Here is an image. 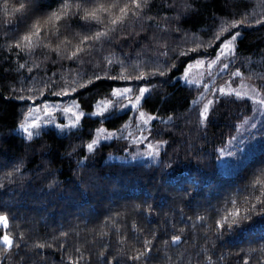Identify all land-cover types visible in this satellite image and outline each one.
I'll return each instance as SVG.
<instances>
[{
	"label": "snow or ice",
	"instance_id": "1",
	"mask_svg": "<svg viewBox=\"0 0 264 264\" xmlns=\"http://www.w3.org/2000/svg\"><path fill=\"white\" fill-rule=\"evenodd\" d=\"M196 3L198 0H0V68L15 62L11 85L0 87L25 108L11 132L19 131L23 140L31 142L44 128L82 131L86 118H97L99 126L87 133L88 142L74 146L73 152L82 149L87 160L103 142L123 141L125 152L135 150L133 158L150 157L170 175L172 160L161 159L168 141L155 139L160 131L154 123L167 124L172 117L161 118L159 105L152 102L153 93L173 82L195 86L197 95L189 103L197 111L198 125L205 129L218 106L236 105L238 119L251 129L247 142L230 150L237 140L231 136L228 147L215 151L221 158L240 160L244 175L237 172L238 182L222 197L208 196L206 207L198 205L204 214L196 215L195 222L203 229L205 242L212 239V247L197 251L199 245H195L189 260L220 264L226 255L221 253L213 261L216 241L226 243L225 237L239 236L247 246L230 254V264H264V226L252 228L258 220L264 221V159L256 166L244 163V154H251L249 143L260 145L264 155V75L255 80L250 75L251 82L245 83L237 65L245 34L264 29V0H258L251 11L246 0H214L219 15L211 16L204 33L190 35L182 25L200 15L193 7ZM125 48L134 49L135 55ZM46 65L58 66L57 71L49 76L46 69L41 74L39 70ZM194 68L197 78L190 79ZM101 88L106 91L90 105L91 111H84L79 97ZM257 113L260 120L254 123ZM109 122L112 129L105 126ZM235 127L239 131L240 125ZM22 167L23 161L0 159V180L6 182L0 183V188L22 180ZM186 195L191 198V193ZM161 210L160 205L147 201L109 209L99 230H90L100 248L96 253L92 247L70 242L73 236L79 237V229L71 224H61L42 235L23 230L17 233L18 226L13 223L17 217L0 203V264H44L36 258L46 256V250L61 253L59 264H92L93 256L96 264H150L160 258L155 241L168 233L169 220H163L162 233L153 229L146 232L138 220L150 225ZM179 223H188L182 214ZM170 239L172 245L182 242L180 235L173 234Z\"/></svg>",
	"mask_w": 264,
	"mask_h": 264
},
{
	"label": "trees",
	"instance_id": "2",
	"mask_svg": "<svg viewBox=\"0 0 264 264\" xmlns=\"http://www.w3.org/2000/svg\"><path fill=\"white\" fill-rule=\"evenodd\" d=\"M246 2L251 11L258 0ZM193 7L199 9L200 15L182 26L189 30L190 35H201L207 24L211 23V16L219 15V5L214 0H198ZM0 43H3L2 38ZM125 51L135 55L134 49L125 48ZM237 65L241 67L246 80H249L250 75L253 80L257 75H264V29L245 34L238 48ZM57 67L46 65L39 71L43 74L47 69L50 76L57 71ZM14 68V61L11 66L4 64L0 68V84L11 85L15 75L12 71ZM35 72L36 70L33 74ZM24 73L30 75L26 70ZM104 91V88L92 89L81 95L79 100L83 110L91 111L90 105ZM196 95L195 86L185 83L177 86L174 82L164 84L153 93L152 102L159 105L161 118L167 120L169 116L172 117L167 124L159 121L154 123V128L160 131L155 139L168 141L161 159L170 158L174 164V168L168 170L171 174L167 175L162 171V164L106 159L109 152L119 150L116 145L121 141L103 142L96 154L87 160L84 159L86 154L82 149L77 148L73 152L74 146L88 142L87 133L99 126L97 118H86L82 131L71 129L66 133H57L54 129H46L31 142L23 140L21 133H12L11 130L22 119L25 108L21 102L9 99V91L0 87V159L12 163L23 161V179L14 186L0 188V203L9 206L11 214L17 217L13 222L18 226L15 231L42 235L46 230L52 233L61 224H71L79 229V237L73 236L70 242L82 247H92L98 253L99 245L93 242L90 230H99V224L108 215L109 209L147 201L160 205L162 210L159 216L153 217L150 225L139 219L140 228L146 232L153 229L162 233L163 220H169L168 233L160 234L155 241L160 250V258L150 264H196L189 260L193 255V247L199 245L197 251L212 247V239L205 242L204 231L195 222L196 215L204 214L203 208L198 205L206 207V197H222L223 193L230 191L239 180L236 173L240 172V169L234 175L220 172L218 154L215 151L235 130V124L240 120L239 109L234 104L222 103L217 107L211 124L205 129L198 125L197 111L189 103ZM106 126L113 128L110 122ZM164 152L167 155H163ZM253 157L245 164L256 166L264 159L261 150ZM240 175L244 173L240 172ZM0 183L6 184L2 180ZM50 184L53 186L49 187ZM194 187H198L199 191L194 192ZM186 192L191 193L190 199ZM212 202L215 203V199ZM181 214L188 221L187 225L179 223ZM131 219L129 218V223ZM261 226H264V221L258 220L252 228L259 229ZM180 228L185 231L180 232ZM173 234L182 237L179 245L171 244L170 237ZM165 240H168L167 245L164 244ZM225 241L226 243L216 241V256L213 261L221 253L226 255V259L220 261V264H230V254L239 247L247 246L241 243L239 236L225 237ZM46 251V256L37 257L36 260H43L44 264H59L61 253ZM85 255L88 253L85 252ZM91 260L92 264H96L95 256ZM26 264H35V261Z\"/></svg>",
	"mask_w": 264,
	"mask_h": 264
},
{
	"label": "rangeland",
	"instance_id": "3",
	"mask_svg": "<svg viewBox=\"0 0 264 264\" xmlns=\"http://www.w3.org/2000/svg\"><path fill=\"white\" fill-rule=\"evenodd\" d=\"M197 74H198V70L194 68L192 70L190 79L197 78ZM244 82L245 83H249L251 81L244 79ZM218 83H220V82L218 81ZM247 115H252V113L249 112ZM256 115H257V119L255 121H253V122L254 123H259L261 114L257 113ZM237 124L240 125L239 131L235 127V130L230 135L227 136V138L225 139L224 143L221 146H219L218 148L228 147L227 142L231 138V136H236L237 140L230 147V150L235 151L236 148H239V147L243 146L242 142H247L248 133H249V131H251L250 126L241 123V119L239 121H237L235 126ZM46 129H52V128H44L43 130H46ZM109 129H112V128L109 127ZM55 131L57 133H66L69 130H65L64 132H60L59 130H55ZM17 132L20 133L19 131H17ZM160 140H163V139H160ZM116 146L119 148V150H116V151L113 150V151L109 152L106 155V159H108V160H118V161H124V162H149V163H154L152 158L146 157L144 155H140V156H137L136 158H133V152L135 150H131L129 152H125L124 148L127 147V145L123 141L118 143ZM248 147L251 150V154L247 153V152L244 154V163L247 160L251 159L259 150H261V146L260 145L253 146L251 143H249ZM140 151L143 152V149H141ZM162 151H163V149H162ZM217 164H218L220 172H222L224 174H231V175H234L242 166L240 160H238L236 157L224 156L223 158H221L219 155L217 157ZM221 164L223 166H221Z\"/></svg>",
	"mask_w": 264,
	"mask_h": 264
}]
</instances>
